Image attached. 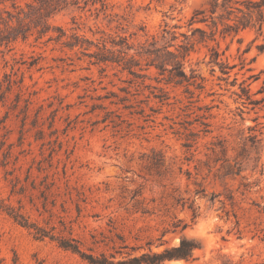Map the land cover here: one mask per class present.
Segmentation results:
<instances>
[{"label":"rangeland","instance_id":"374dc122","mask_svg":"<svg viewBox=\"0 0 264 264\" xmlns=\"http://www.w3.org/2000/svg\"><path fill=\"white\" fill-rule=\"evenodd\" d=\"M91 1L0 45V264H88L59 239L121 260L181 235L200 248L162 264H264V27L199 41L192 29L210 28L189 20L211 0ZM120 37L139 77L87 56ZM188 43L197 84L167 82L156 55ZM242 81L258 104L238 98Z\"/></svg>","mask_w":264,"mask_h":264},{"label":"trees","instance_id":"16d2710c","mask_svg":"<svg viewBox=\"0 0 264 264\" xmlns=\"http://www.w3.org/2000/svg\"><path fill=\"white\" fill-rule=\"evenodd\" d=\"M18 0H0V45H7L8 43L16 40L17 38L26 39L29 34L34 30L37 33V39L48 34L52 28L48 22L49 18L56 11L65 8L70 5L78 6L81 2L86 6L89 0H23L24 8L17 4ZM100 2V0H92V3ZM9 3L12 11L9 10L6 4ZM221 11V14H217ZM232 21L229 24L227 21ZM194 23H202L210 28V33L199 27L192 29V36L198 32L200 34L199 41H204L206 38L213 39L214 35L218 33L221 38H226L230 35H236L240 30L246 28H256L261 34L262 28L264 27V0H211L210 7L208 10L199 9L196 10L189 20V26ZM221 26V28H219ZM59 34L55 37L49 36L48 41L54 40L60 41L65 36L64 32L57 29ZM170 40L175 39L173 32L166 31ZM71 39L76 41H65L63 44L69 49L79 46L83 50L84 43L86 41H79L76 35H72ZM113 46H118L116 50H109L105 44L98 48L99 51L94 52L93 55L88 53V57H94L92 64H107L116 63L122 66L123 70H127L129 74L135 77H139L140 74L135 70L138 68L139 71L142 67L139 60L133 56H128V51L132 48L127 42L125 37H120L118 41H112ZM189 44V43H188ZM190 46L178 45L175 47L177 52L167 51L169 59L165 61L160 59L156 55V60H159L155 65L161 73H168L167 82H174L175 84H181L184 81L189 82L192 78L193 82L188 83L195 85L196 76L187 78L184 70V59L187 56ZM178 48V49H177ZM260 48H264V44ZM182 49L183 51H180ZM150 53V50L137 51V55ZM152 64V63H151ZM150 64V65H151ZM169 66V68H167ZM258 79V77H255ZM236 81V78L234 79ZM245 81L239 84L240 93H236L238 98L242 99L243 102L247 101L249 104H258L261 100L252 99V94L247 86H244ZM264 83V82H263ZM236 84V83H233ZM262 90L257 91L261 92ZM194 211V210H193ZM11 215V214H10ZM195 216V213H193ZM14 220L25 228H34L35 237L42 239L47 236L44 230L35 227L33 224H29L26 219L20 215H12ZM184 227L181 229L183 231ZM53 239L52 236L49 237ZM160 244H164L161 242ZM58 245L68 251L78 254L80 258L86 261L88 264H162L164 261L170 260H184L188 261L193 258L194 251L200 248L199 243L192 238H188L185 235H181L179 242L175 246L165 247L161 252L143 253L139 256H133L128 259L115 260L114 255H105L100 253L99 255H93L91 253L82 252L78 245L67 239H59Z\"/></svg>","mask_w":264,"mask_h":264}]
</instances>
